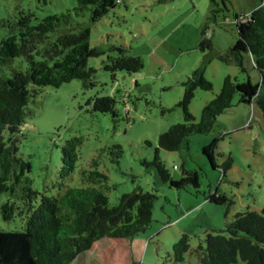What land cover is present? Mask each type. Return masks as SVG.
I'll use <instances>...</instances> for the list:
<instances>
[{"label":"rangeland","instance_id":"rangeland-1","mask_svg":"<svg viewBox=\"0 0 264 264\" xmlns=\"http://www.w3.org/2000/svg\"><path fill=\"white\" fill-rule=\"evenodd\" d=\"M261 0H121L100 21L90 22L89 10L79 21L90 29V47L104 50L87 64L96 69L95 84L86 88L80 79L58 87L44 86L29 100L28 115L21 125L19 156L29 161L28 176L34 187L52 192L61 161V147L78 138L77 160L72 176L82 168L105 173L109 188L103 190L110 206L122 193L136 188L156 195L152 222L135 239H141L133 258L138 264H162L172 245L182 234L189 235L190 249L184 264H199L191 251L204 242L206 233L218 231L237 211L264 212V120L260 110L239 102L215 118L211 131L192 134L179 151L158 149L160 162L179 181L185 171L196 175V186L187 182L176 188L164 183L152 165L158 135L169 126L183 122L178 102L184 93L182 83L193 71L202 72L212 90L197 88L189 112L198 122L204 105L218 94L226 76L238 82H256L258 72L243 53L242 70L226 59L237 38L236 15H248ZM76 0H0V23L12 20L24 10L32 14V24L47 14L66 12ZM216 11V12H214ZM214 12V13H213ZM6 29L0 28V38ZM202 39L210 48H199ZM122 46L130 56L141 58L136 73L118 71L114 77L102 66L110 46ZM112 96L116 116L93 111L87 105L92 97ZM217 139L214 166L203 147ZM120 145L121 157L115 163L109 146ZM230 156L226 175L221 164ZM218 190L231 200L229 206L214 204L207 196ZM19 222L0 219V264H30L26 259L24 236L12 233ZM132 248V247H131ZM127 241H96L72 264H130Z\"/></svg>","mask_w":264,"mask_h":264},{"label":"trees","instance_id":"trees-1","mask_svg":"<svg viewBox=\"0 0 264 264\" xmlns=\"http://www.w3.org/2000/svg\"><path fill=\"white\" fill-rule=\"evenodd\" d=\"M121 0H76V6L66 12L47 14L32 24V14L21 10L12 20L2 21L6 29L0 38V219L19 222L12 233L24 236L26 259L30 264H72L102 239H125L130 251V264H138L132 254L131 242L152 222L153 200L156 195L136 188L122 193L118 203L110 206L103 190L109 188L105 173L93 168H82L74 176L78 138L66 141L61 147L60 167L52 192L34 187L28 176L29 161L19 156L22 139L21 125L28 115L29 100L44 86L58 87L73 79H80L86 88L95 84L96 69L88 66L91 57L106 52L90 47V29L79 21L89 10L90 22L100 21ZM216 12V11H214ZM213 12V13H214ZM245 20H242V18ZM237 38L230 46L226 59L242 70L243 53L251 57V64L259 74L256 82H238L226 76L218 94L200 111L198 122L188 111L194 91L212 90V84L202 72L193 71L182 83L184 93L177 103L183 115L182 123H175L158 135L157 149L152 165L164 183L176 188L187 182L196 186V175L185 171L179 181L171 180L170 173L160 162L158 149L179 151L186 147L189 136L211 131L215 118L232 107L233 96L239 102L260 110L264 120V0L248 15H236ZM205 39L199 48H210ZM103 69L114 77L118 71L129 74L141 70L140 57L130 56L122 46H110ZM91 109L116 116V100L112 96L92 97L87 100ZM217 139L203 147V153L214 166ZM117 163L121 157L120 145L109 146ZM230 156L221 166V172L231 165ZM214 204L229 206L231 200L216 190L207 196ZM189 235L184 233L172 245V251L162 264H184L189 251ZM199 264H264V212L246 209L233 214L222 229L205 234L204 242L191 251Z\"/></svg>","mask_w":264,"mask_h":264},{"label":"crops","instance_id":"crops-1","mask_svg":"<svg viewBox=\"0 0 264 264\" xmlns=\"http://www.w3.org/2000/svg\"><path fill=\"white\" fill-rule=\"evenodd\" d=\"M122 240L125 241V239H122ZM140 244H141V239H134V240H132L131 247H132V250L134 252V255H135L136 249L140 246Z\"/></svg>","mask_w":264,"mask_h":264},{"label":"built area","instance_id":"built-area-1","mask_svg":"<svg viewBox=\"0 0 264 264\" xmlns=\"http://www.w3.org/2000/svg\"><path fill=\"white\" fill-rule=\"evenodd\" d=\"M242 18V17H241ZM242 20H245V18H242Z\"/></svg>","mask_w":264,"mask_h":264}]
</instances>
